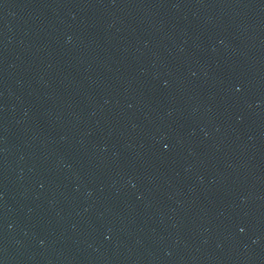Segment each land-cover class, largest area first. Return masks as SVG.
Instances as JSON below:
<instances>
[{"label":"water","instance_id":"1","mask_svg":"<svg viewBox=\"0 0 264 264\" xmlns=\"http://www.w3.org/2000/svg\"><path fill=\"white\" fill-rule=\"evenodd\" d=\"M0 264H264V0H0Z\"/></svg>","mask_w":264,"mask_h":264}]
</instances>
